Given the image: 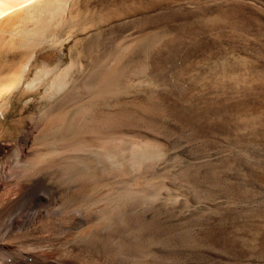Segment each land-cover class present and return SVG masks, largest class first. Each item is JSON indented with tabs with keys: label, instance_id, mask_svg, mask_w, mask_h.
<instances>
[{
	"label": "rangeland",
	"instance_id": "obj_1",
	"mask_svg": "<svg viewBox=\"0 0 264 264\" xmlns=\"http://www.w3.org/2000/svg\"><path fill=\"white\" fill-rule=\"evenodd\" d=\"M73 1L77 32L61 57L50 46L37 52L24 80L48 56L63 68L92 45L120 50L115 93L98 96L95 109L100 119L125 120L110 126L114 157L98 144L81 146L80 173L31 177L28 204L63 255L76 264H264V0ZM24 54L14 49L7 58L17 63ZM49 77L36 91L11 94L1 137L22 147L27 135L50 131ZM73 98L67 111L75 114L84 99ZM143 140L165 146L164 155L137 162L134 145Z\"/></svg>",
	"mask_w": 264,
	"mask_h": 264
},
{
	"label": "bare ground",
	"instance_id": "obj_2",
	"mask_svg": "<svg viewBox=\"0 0 264 264\" xmlns=\"http://www.w3.org/2000/svg\"><path fill=\"white\" fill-rule=\"evenodd\" d=\"M72 3H74V1L72 2V0H0V115L3 114L4 111L7 110V108H9L8 105L12 99L11 98L12 93H15V91L17 90H20L21 92H28L33 90L36 91V89H38L39 84L40 83L42 84L44 82V79L48 76H50L49 77L50 85H48V87H45L43 95L49 96L50 99L52 98V100L49 101L50 103L49 102L47 103L48 104V106L46 105L47 108L46 109L44 108L45 109L44 112L47 115H49L48 116L49 119H47L48 120L47 125L45 126V130H50L48 131L49 134L46 131H42L41 133L31 135L29 132L30 135H27V138H25V142L23 143L22 141L23 145L22 147H20L21 143L20 146H18L15 143H13V141H11L10 139H5L3 138V136L1 137L2 130L0 129V264L79 263V262L75 263V259L73 261L72 259L65 257L67 254L65 256L63 255L62 253L63 251L61 250L63 248H61L58 241L55 238H53V235L50 233L51 231L49 232L44 226L41 220L42 217H40L42 215H38L36 217L32 209L30 208L28 204L29 202L27 201V195H29V187H30L29 183L30 180H32L31 177L35 176L36 174L42 173L44 170L45 172L47 170L48 171L52 170L55 173H59V174L65 172L78 173L79 172L78 163L80 162V159L82 157L80 155L83 154L82 152H80L82 154L79 153V148L81 146H84L85 148V146L88 145L93 146V144L94 145L98 144L104 148V152L106 151L108 157H114L116 155L115 150H113L112 147V144L114 142L113 143L111 142L114 138H117L118 136L115 137L117 134L114 135L115 132L111 131L112 129L110 128V126L115 127V125L120 124L124 119V117L123 119H121V116L125 113H123L121 116L119 115L120 117H116L117 115L116 113H114L111 114L113 115V117H110L109 115L105 119H100L98 118L96 112L97 110L95 109L96 108L95 101L98 96H102V94H104L105 92H108L109 94L114 89L111 88L113 84L112 78H114L117 74L122 73L121 71L124 67L120 66L121 64L120 59L123 58L122 56L123 53L122 54L119 53L120 50L116 52L111 48V50L108 49L104 52L103 51L97 52L96 46L92 45L87 49L86 51L87 55H84L83 54L84 52L83 53L77 52L74 58L71 60V62L66 66H64L63 68H59L57 66H54L53 64H50L48 62V57H49L48 56L44 58V60H42V65L40 66V68H38L34 76L29 80L26 79L27 80L26 82L24 80L25 78L24 74L30 66L31 59L36 56L37 52L45 50L46 46L54 47L57 56L58 57L62 56L63 54L62 46L64 44V41L71 38L72 35L74 34L73 32H75L80 27L79 26L80 23L76 21V19L74 18L75 16L73 14L74 10H72ZM87 25H84L83 28L86 29L87 27L85 26ZM62 31L65 33V35L61 34ZM128 47H130V44ZM14 49L23 50L25 52L24 55H26L25 60L20 62L18 61L17 63L9 61L8 60L9 57L7 58V55L9 52H11ZM112 58L114 59V62H111ZM83 63L87 65V69L85 68V72H83L84 74L83 75L81 74L82 77L79 80H77L74 77L75 69L81 68ZM70 98L84 99V102H82L81 104L77 103L79 106L75 114H72L71 112L67 111V107L70 105L69 100H72ZM27 100L28 99H26L24 102H27ZM117 113L119 114V112ZM103 114L105 115V113ZM24 128L25 127L21 126L18 129V131L16 132L17 136H21V134L24 133ZM7 134L5 136L9 135ZM24 137L25 136H23V138ZM147 140H149V138ZM140 141H142V139ZM135 142L136 141H134V143ZM151 142H147V141L144 142L143 140L144 144L138 142L136 145H134L135 151L133 153H135L134 156L137 159L136 160L137 162L149 158L152 155L155 156V154L159 155L160 153H162V150L165 146L163 147L162 144H158V142L152 140ZM123 146L124 145H122V147ZM152 149H154L153 153H152ZM163 155L164 154L162 153V156ZM123 157H125V155ZM118 159L120 161L119 163H121L120 157ZM83 160L86 159L84 158ZM107 162L109 161H106L105 163ZM82 179L80 180L82 181ZM86 182L87 181H85V183ZM133 183H135V181ZM137 184L139 183L137 182ZM55 186L57 185L55 184ZM91 187L94 186L92 185ZM98 187L100 186H97V188ZM106 188L107 187H105V189ZM140 188L138 190H140ZM87 192L89 191H86V193ZM74 194L75 193H73V195ZM94 194H97V192ZM69 196L70 195H68V197ZM101 196L102 195H100V197ZM103 198L104 197H102V199ZM102 201L100 202L102 203ZM78 221L80 222V220ZM121 227L124 226L122 225ZM119 229L121 230V228H119L118 226V231H120ZM69 232L70 231H68V233ZM94 239L95 238L93 237V240ZM105 249L106 248H104V250ZM105 260H107L106 257ZM136 261L138 262V260ZM85 262L90 264L89 260Z\"/></svg>",
	"mask_w": 264,
	"mask_h": 264
}]
</instances>
